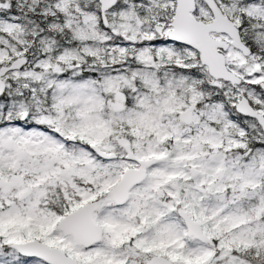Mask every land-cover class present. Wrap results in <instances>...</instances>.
<instances>
[{
  "label": "snow or ice",
  "instance_id": "snow-or-ice-1",
  "mask_svg": "<svg viewBox=\"0 0 264 264\" xmlns=\"http://www.w3.org/2000/svg\"><path fill=\"white\" fill-rule=\"evenodd\" d=\"M0 264H264V0H0Z\"/></svg>",
  "mask_w": 264,
  "mask_h": 264
}]
</instances>
